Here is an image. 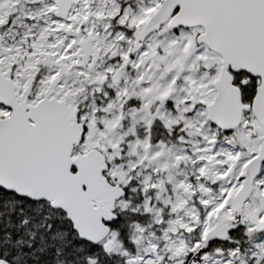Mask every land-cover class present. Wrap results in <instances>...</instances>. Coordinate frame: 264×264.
<instances>
[{"label": "snow or ice", "instance_id": "1", "mask_svg": "<svg viewBox=\"0 0 264 264\" xmlns=\"http://www.w3.org/2000/svg\"><path fill=\"white\" fill-rule=\"evenodd\" d=\"M0 264H264V0H0Z\"/></svg>", "mask_w": 264, "mask_h": 264}]
</instances>
